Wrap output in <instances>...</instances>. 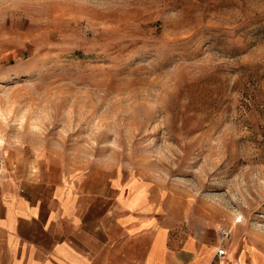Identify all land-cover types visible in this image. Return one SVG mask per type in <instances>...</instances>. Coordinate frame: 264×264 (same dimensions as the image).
Masks as SVG:
<instances>
[{
	"label": "rangeland",
	"instance_id": "obj_1",
	"mask_svg": "<svg viewBox=\"0 0 264 264\" xmlns=\"http://www.w3.org/2000/svg\"><path fill=\"white\" fill-rule=\"evenodd\" d=\"M0 149L264 264V0H0Z\"/></svg>",
	"mask_w": 264,
	"mask_h": 264
},
{
	"label": "crops",
	"instance_id": "obj_2",
	"mask_svg": "<svg viewBox=\"0 0 264 264\" xmlns=\"http://www.w3.org/2000/svg\"><path fill=\"white\" fill-rule=\"evenodd\" d=\"M18 174L16 181L0 180V264H259L249 256L244 261L245 243L232 240L240 219L182 236L148 215L146 199L131 206L127 190L103 209L101 195L91 192V212L83 192L62 185L37 192ZM223 224L230 235L220 241ZM247 241L264 257L253 238Z\"/></svg>",
	"mask_w": 264,
	"mask_h": 264
},
{
	"label": "built area",
	"instance_id": "obj_3",
	"mask_svg": "<svg viewBox=\"0 0 264 264\" xmlns=\"http://www.w3.org/2000/svg\"><path fill=\"white\" fill-rule=\"evenodd\" d=\"M18 169L17 163L13 162L11 164H7L6 161V153L0 149V180L4 181L15 180V173ZM230 235V227L227 224L220 225L217 231V237H219L220 241H223L229 238ZM219 255L223 256L225 254L224 247H218L216 251Z\"/></svg>",
	"mask_w": 264,
	"mask_h": 264
},
{
	"label": "bare ground",
	"instance_id": "obj_4",
	"mask_svg": "<svg viewBox=\"0 0 264 264\" xmlns=\"http://www.w3.org/2000/svg\"><path fill=\"white\" fill-rule=\"evenodd\" d=\"M199 229V228H198ZM211 231V230H210ZM211 234V233H210ZM204 236V235H203ZM205 240V239H204Z\"/></svg>",
	"mask_w": 264,
	"mask_h": 264
}]
</instances>
